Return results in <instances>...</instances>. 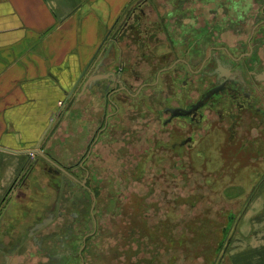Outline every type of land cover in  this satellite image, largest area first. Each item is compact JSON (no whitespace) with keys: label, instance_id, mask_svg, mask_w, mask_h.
I'll use <instances>...</instances> for the list:
<instances>
[{"label":"flooded vegetation","instance_id":"flooded-vegetation-1","mask_svg":"<svg viewBox=\"0 0 264 264\" xmlns=\"http://www.w3.org/2000/svg\"><path fill=\"white\" fill-rule=\"evenodd\" d=\"M157 1L165 18L159 9L150 18L152 0H134L104 36L101 45L113 34L117 46H109L112 51L105 56L112 76L86 90L91 92L90 113L98 93L104 102L84 123L81 120L82 125L73 123L72 133L83 126L86 139L83 145L71 143L77 146L71 163L61 164L44 153L56 167L32 154L26 173L8 189V194L14 191L13 200L1 199L0 223L11 218L14 200L23 204L24 222L14 233L0 231V264H137L132 259L141 258V238H147L144 247L149 250L150 239L162 233L155 215L144 213L147 208L139 191L130 192L126 199L130 203L116 215L114 228L106 214L94 213L102 189L92 176L111 172L123 187L121 176L138 179L146 168L144 161L149 158L151 163L159 147L174 164L211 130L222 131L224 141L240 144L242 150L247 149L254 122L258 134L264 135V2L254 7L252 0ZM254 13L261 18L254 21ZM100 46L91 59L94 68ZM106 157L116 159V164H108ZM34 167L58 180L53 184L57 196L48 203L40 199L44 205L37 204L32 214L24 177ZM110 229L118 238L115 259L96 240L108 236ZM165 232L167 237L166 228Z\"/></svg>","mask_w":264,"mask_h":264},{"label":"crops","instance_id":"crops-1","mask_svg":"<svg viewBox=\"0 0 264 264\" xmlns=\"http://www.w3.org/2000/svg\"><path fill=\"white\" fill-rule=\"evenodd\" d=\"M133 2L126 5V0H0V147L7 149L0 150V202L3 198L13 200L14 191L8 194V189L20 181L26 164L35 156L26 152L47 153L65 165L76 155L74 146L72 158L63 163L59 157L63 155L65 146L60 144L65 136L58 143L56 140L54 146L52 143L56 134L62 133L60 126L76 120L77 109L71 110L72 104L77 106L91 98L88 91L81 95L84 77L90 72L95 76L111 71L105 56L112 51L109 46L117 47L115 39L112 34L103 45L101 40L120 23ZM99 46L97 66L91 65L77 81ZM83 128L71 134L75 135L71 142H81L83 131L82 142L85 141ZM252 129L243 157V190L247 198L243 217L245 222H253L252 231L245 234V253L247 258L251 253L260 255L246 264H264V135L258 134V127L256 132ZM221 136L224 137L222 133ZM35 169L24 177L27 190L33 189L32 179L38 181L36 176L33 178ZM39 193L29 197L31 202L27 204L36 206ZM12 203L15 208L10 211L11 218L0 223L4 234L19 230L24 222L21 204L15 200Z\"/></svg>","mask_w":264,"mask_h":264},{"label":"rangeland","instance_id":"rangeland-1","mask_svg":"<svg viewBox=\"0 0 264 264\" xmlns=\"http://www.w3.org/2000/svg\"><path fill=\"white\" fill-rule=\"evenodd\" d=\"M129 1L126 0V5ZM252 1L254 7L264 2V0ZM152 2L153 5L149 6L152 7L151 11L146 9L150 18L153 19L154 15H157L158 9L162 18H165L166 11L161 10L160 4H158L159 1L152 0ZM256 16L261 18L260 14L254 13V21ZM194 35L196 34H193L191 38H194ZM162 50L161 46L156 52L159 53ZM90 99L87 97L86 102H81L77 106L72 104L71 110L73 107L77 109L76 120L70 121L65 127L60 126L62 133L56 134L54 143H52L54 146L56 140L58 143L65 136V141L60 144L61 147L65 146V148L62 152L63 155L59 157L63 163H66L69 157L72 158L70 137L72 124L77 121L78 125H82L84 123L83 119L98 110L97 105L104 102L103 95H99L98 99H93V111L90 113L88 111L89 104H91ZM142 120L148 122L146 119ZM79 129L82 128L79 127ZM147 129L146 133H149ZM252 131L256 132V127ZM221 133L222 131L211 130L206 134L208 137H204L199 145L196 148L194 147L195 149H192L174 164L170 158L164 157L166 150L159 147L151 163L149 158L144 161L142 166L145 165L146 168L137 176L138 179L132 180V177H129L128 174L121 176L120 181L125 180L124 183H126L123 187L118 185L119 181L116 182L118 180L117 175L111 174V172L92 176L93 183L102 189L99 191L98 196L100 203L96 205L94 213L95 215L106 214L107 219L114 228L117 226L116 215L122 209L125 210V206L130 203V201H126L127 194H130V192L136 194L135 192L139 191L138 195L144 202V208H147L144 213L155 215L157 230L162 233H157L155 239H150V247L152 248L149 250L144 247L147 238H141V258L140 260L137 258L132 259L133 263L147 264L150 260L152 264H246L254 257L260 256L251 253L252 255L249 254L247 258L245 253V234L247 230L252 231L253 223L250 221L245 222L243 217L244 202L247 200L243 190L245 149L242 150L240 144L234 146L224 141ZM82 136H84V131L80 134V143L83 145ZM158 138L163 139V134L158 133ZM218 140L219 143H217ZM119 144L121 145L123 142L119 141ZM115 161L114 158L106 157L108 164H116ZM172 161H175V159H172ZM151 164L155 165L153 169ZM171 166L173 167L169 170ZM258 172L260 174V171ZM33 174V178L36 176L38 181L35 182L32 179L33 189H25L27 192L25 198H33L36 196L34 193L40 192L38 194L40 199L44 198L45 203L50 202L57 196L53 184L58 179H51V177L40 173L38 169H35ZM105 178H108V180H105ZM102 182L107 183L106 186H103ZM258 194L255 195V198ZM40 199L37 200L38 205L42 203H39ZM149 202L151 203L150 207ZM41 205H44V203ZM141 205L143 204L141 203ZM141 210L143 211V209ZM29 212L36 213L34 205L31 206ZM230 216H233V218L229 222ZM228 223L231 224L228 235L232 243L228 244L229 242H226L225 246L222 244L218 248L222 228ZM165 228L166 231L168 230L167 237ZM109 234L96 240L98 245L106 246L110 251V256L115 259L118 238L114 235L115 230L113 229H110ZM169 239L171 244L168 242ZM217 248L218 253L216 254Z\"/></svg>","mask_w":264,"mask_h":264},{"label":"water","instance_id":"water-1","mask_svg":"<svg viewBox=\"0 0 264 264\" xmlns=\"http://www.w3.org/2000/svg\"><path fill=\"white\" fill-rule=\"evenodd\" d=\"M107 36V35H106ZM106 37L104 38L103 42L105 41ZM102 42V43H103ZM91 60L89 61V63L85 66V68L83 69V71L81 72L79 78L77 81H80L82 79V77H84V74L86 73L88 67L90 66L91 64ZM109 76H112V73L110 72H106V74H98V75H90L86 80H84L83 84H82V90H81V95L84 94V92L88 89H90L92 87V85L96 84L97 81L99 80H102V79H107V77ZM0 150H3V151H7L6 148H2L0 147ZM9 151V150H8ZM28 155H32L33 153H35L34 151H28L26 152ZM42 155L47 161H49L51 164H54L56 167H58V165L54 162H52L51 159H49L48 157H46L44 154H40ZM231 221V217L229 219V222Z\"/></svg>","mask_w":264,"mask_h":264},{"label":"trees","instance_id":"trees-1","mask_svg":"<svg viewBox=\"0 0 264 264\" xmlns=\"http://www.w3.org/2000/svg\"><path fill=\"white\" fill-rule=\"evenodd\" d=\"M231 218H232V216H230ZM230 217H229V219H230ZM223 226V225H222ZM221 226V227H222ZM230 226H231V224L230 223H228L226 226H223V228H222V233H221V237H220V240H219V242H218V248L222 245V244H224L223 246H225V244H226V242L228 243V244H230V242L232 243V240L230 239V237H229V235H228V232H229V230H230ZM218 248H217V250H216V254L218 253Z\"/></svg>","mask_w":264,"mask_h":264},{"label":"built area","instance_id":"built-area-1","mask_svg":"<svg viewBox=\"0 0 264 264\" xmlns=\"http://www.w3.org/2000/svg\"><path fill=\"white\" fill-rule=\"evenodd\" d=\"M59 104L61 105V104H62V102H59Z\"/></svg>","mask_w":264,"mask_h":264}]
</instances>
